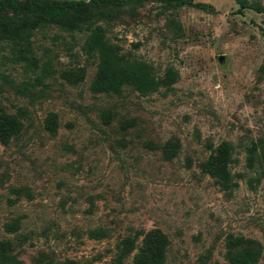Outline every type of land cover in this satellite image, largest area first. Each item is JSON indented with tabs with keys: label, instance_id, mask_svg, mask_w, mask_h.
I'll return each instance as SVG.
<instances>
[{
	"label": "rangeland",
	"instance_id": "1",
	"mask_svg": "<svg viewBox=\"0 0 264 264\" xmlns=\"http://www.w3.org/2000/svg\"><path fill=\"white\" fill-rule=\"evenodd\" d=\"M194 2L205 8L129 2L98 22L156 78L175 73L149 95L94 93L86 33L48 27L26 49L0 43V111H26L19 136L0 142V241L18 264H115L119 242L139 232L122 263L133 264L154 231L167 239L165 264H230L229 236L259 242L264 264V176L245 162L264 141V0ZM222 143L233 148L229 191L202 170Z\"/></svg>",
	"mask_w": 264,
	"mask_h": 264
},
{
	"label": "trees",
	"instance_id": "2",
	"mask_svg": "<svg viewBox=\"0 0 264 264\" xmlns=\"http://www.w3.org/2000/svg\"><path fill=\"white\" fill-rule=\"evenodd\" d=\"M141 0H89V1H57V0H0V43H7L14 49H26L36 30L57 27L67 33H86L85 46L98 58V74L92 85L94 93L120 95L124 87H129L141 95L155 93L160 87L169 88L176 75L171 70L164 79H158L150 65L123 54L118 45L109 43L105 31L98 22L114 20L122 8L129 2L135 4ZM159 3L173 10L193 6L205 8L194 0H145ZM174 30L180 31L176 20H171ZM27 61L30 59L25 57ZM26 111L20 108L15 114L0 111V142L7 145L11 139L19 136L23 129L22 119ZM46 127L52 134L56 132V116L51 114L46 120ZM246 167L264 176V141L251 143L245 149ZM233 148L230 144H220L203 164L202 170L214 179L224 190L237 187L232 181L230 166L234 163ZM242 177L241 174H237ZM260 181V177L249 178L250 188ZM16 229V225H10ZM102 230H92L88 236L100 239ZM133 236L122 239L117 246L115 264H122L133 252L140 237ZM167 239L159 231H154L144 240L142 247L133 257V264H165ZM225 258L230 264H258L262 247L259 242L242 236H229L225 244ZM0 264H18L10 241H0ZM59 264H77L67 260Z\"/></svg>",
	"mask_w": 264,
	"mask_h": 264
},
{
	"label": "water",
	"instance_id": "3",
	"mask_svg": "<svg viewBox=\"0 0 264 264\" xmlns=\"http://www.w3.org/2000/svg\"><path fill=\"white\" fill-rule=\"evenodd\" d=\"M222 60V58H220V61Z\"/></svg>",
	"mask_w": 264,
	"mask_h": 264
}]
</instances>
